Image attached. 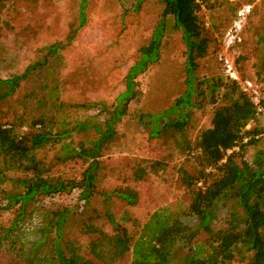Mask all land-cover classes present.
I'll use <instances>...</instances> for the list:
<instances>
[{"label": "rangeland", "instance_id": "obj_1", "mask_svg": "<svg viewBox=\"0 0 264 264\" xmlns=\"http://www.w3.org/2000/svg\"><path fill=\"white\" fill-rule=\"evenodd\" d=\"M85 1L80 26L81 0H0V81L22 74L29 65L37 66L14 95L0 99V122L21 118L27 123L45 116L54 134L65 130L63 142L76 146L99 135L92 128L71 130L77 122L104 130V121L118 108L120 115L112 124L115 136L98 157L97 188L109 193L129 186L137 192V201L128 205L115 195L108 202L96 196L83 205L78 204L80 191L75 189L71 194L32 200L19 216L18 205L6 206L4 193L22 191V187L0 181V264H51L57 233L48 225L54 211L67 210L59 240L66 256L73 250L91 259V239L98 232L115 233L107 215L134 239L149 216L161 208L180 214L182 222L197 230L189 245L180 242L173 250L171 264H181L184 253L209 238L200 221L187 212L190 193L184 180L199 168L193 155L197 150L189 155L187 145L175 147L168 133L149 138V132L163 123L151 116L169 109L185 90L181 33L166 21L158 60L134 77L133 95L122 98L127 74L139 60L140 48L149 43L163 5L159 0ZM199 17L209 44L206 55L197 60L193 77L196 93L189 109L187 139L195 143L211 126L214 111L227 102L223 86L205 95L211 82L227 84L234 78L243 90L247 81L251 88L246 92L256 91V101L262 103L255 120L247 125L258 135L246 147L244 158L250 164L264 161V0H203ZM53 44L62 47L48 53L47 46ZM2 82L0 94L8 87ZM197 82L201 83L197 86ZM63 142L46 146L38 156L46 164L60 162ZM154 162L160 166H152ZM84 167L80 161L67 159L53 168L52 175L79 180ZM141 173L142 180L133 181ZM7 176L27 175L7 172ZM232 207V200L219 203L210 227H225ZM236 211L241 213L239 207ZM39 225L41 229L32 232ZM41 231L42 240L32 248ZM117 264H132L131 251Z\"/></svg>", "mask_w": 264, "mask_h": 264}, {"label": "trees", "instance_id": "obj_2", "mask_svg": "<svg viewBox=\"0 0 264 264\" xmlns=\"http://www.w3.org/2000/svg\"><path fill=\"white\" fill-rule=\"evenodd\" d=\"M163 5L162 18L155 26L149 43L140 48V58L130 68L126 78V89L122 98H129L134 92V77L143 73L149 65L158 60V47L161 43L166 21L172 22V28L180 31L185 47V90L172 106L161 114L151 116L154 120L160 118L163 123L149 132V138H159L162 133H168L175 147L187 145L189 155L198 160L199 168L193 177L184 180L190 193L187 208L189 216L196 217L199 226L208 233L206 243L196 244L192 252L182 255L181 264H264V161L250 164L244 158L247 146L254 143L258 135L256 130L247 129L249 122L257 116L256 106L249 94L244 92L236 79L223 84L206 82L209 92L213 94L223 86L227 102L218 107L212 117L211 126L203 130L195 143L187 139L190 108L194 105L192 95L194 90V74L197 60L207 53L209 40L199 17L203 0H159ZM86 1L80 3V26L83 24V8ZM60 44L47 46L48 53H54ZM37 69L35 64L27 66L25 71L9 80L0 81L7 84L6 90L0 94V99L14 95L24 80ZM197 82L195 85H199ZM205 83V82H204ZM203 93L202 90L199 94ZM176 114V118H171ZM120 115L115 109L112 116L104 121L105 129L88 126L77 122L71 130L82 131L94 129L99 135L95 140L79 143L73 146L63 142L67 135L63 130L54 134L51 125H47L45 116L24 122L21 118L0 122V181L19 184L22 191L4 193L6 206L18 205L19 216L24 214L25 206L34 200H43L53 195L71 194L79 189V203L87 205L91 198L102 196L108 202L111 195L124 200L128 205L137 201V192L129 186L114 188L105 193L97 188L98 171L100 170V150L107 148L115 136L112 124ZM155 123V122H154ZM155 126V125H154ZM63 144V158L60 162L46 164L39 153L48 145ZM67 159L80 161L84 164L81 178L67 175H52L53 168ZM152 166H160L158 162ZM7 172L26 174L24 178H11ZM143 174H135L133 181L142 180ZM232 200V207L225 219V227L214 230L209 223L213 220L219 203ZM241 209V213L236 208ZM47 210V208H45ZM54 211L48 227L56 230L53 252L50 254L51 264H117L129 250L132 264H171L173 250L177 243H189L194 239L197 230L191 229L181 221L180 214L167 208L155 210L143 224L136 238H131L127 230L120 226L112 216L107 215L112 226L113 235L98 232L89 242L91 259L85 258L79 252L71 250L66 256L59 240L61 230L66 222V212ZM18 222V221H17ZM14 222L13 227H17ZM36 226L32 232L39 231ZM90 229V228H89ZM94 230H96L94 228ZM97 231V230H96ZM95 233V231L93 232ZM43 231L31 245L42 240ZM31 248V249H32Z\"/></svg>", "mask_w": 264, "mask_h": 264}, {"label": "built area", "instance_id": "obj_3", "mask_svg": "<svg viewBox=\"0 0 264 264\" xmlns=\"http://www.w3.org/2000/svg\"><path fill=\"white\" fill-rule=\"evenodd\" d=\"M245 84L247 85L248 88H251V85H250L249 82L246 81ZM247 87H244V88H243V91H244V92L247 91ZM246 93L250 95V97H251L253 103H254L255 106H256V111L259 113V112L261 111L260 103H262V102L259 103V102L256 101V96H257L256 91H253L252 94H251V93H248V92H246ZM253 97H254V98H253ZM261 105H262V104H261Z\"/></svg>", "mask_w": 264, "mask_h": 264}, {"label": "crops", "instance_id": "obj_4", "mask_svg": "<svg viewBox=\"0 0 264 264\" xmlns=\"http://www.w3.org/2000/svg\"><path fill=\"white\" fill-rule=\"evenodd\" d=\"M260 161V160H259Z\"/></svg>", "mask_w": 264, "mask_h": 264}]
</instances>
